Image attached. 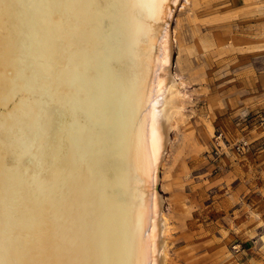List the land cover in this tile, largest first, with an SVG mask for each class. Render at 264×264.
<instances>
[{"label": "bare ground", "instance_id": "bare-ground-1", "mask_svg": "<svg viewBox=\"0 0 264 264\" xmlns=\"http://www.w3.org/2000/svg\"><path fill=\"white\" fill-rule=\"evenodd\" d=\"M180 1L0 0V264L168 263Z\"/></svg>", "mask_w": 264, "mask_h": 264}, {"label": "rangeland", "instance_id": "rangeland-1", "mask_svg": "<svg viewBox=\"0 0 264 264\" xmlns=\"http://www.w3.org/2000/svg\"><path fill=\"white\" fill-rule=\"evenodd\" d=\"M180 2L182 109L157 186L167 264H264V0Z\"/></svg>", "mask_w": 264, "mask_h": 264}, {"label": "built area", "instance_id": "built-area-1", "mask_svg": "<svg viewBox=\"0 0 264 264\" xmlns=\"http://www.w3.org/2000/svg\"><path fill=\"white\" fill-rule=\"evenodd\" d=\"M222 136H223V134L220 133V134L218 135V137L216 138V143H217V145L220 146V147H221V142L223 143ZM263 137H264V136H263ZM243 147H244V146L238 145V146H237V150H238V151H241V150L244 149Z\"/></svg>", "mask_w": 264, "mask_h": 264}, {"label": "snow or ice", "instance_id": "snow-or-ice-1", "mask_svg": "<svg viewBox=\"0 0 264 264\" xmlns=\"http://www.w3.org/2000/svg\"><path fill=\"white\" fill-rule=\"evenodd\" d=\"M161 2H163V0H161Z\"/></svg>", "mask_w": 264, "mask_h": 264}]
</instances>
